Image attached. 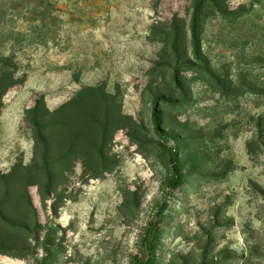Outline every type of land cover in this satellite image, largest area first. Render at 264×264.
Here are the masks:
<instances>
[{"label": "rangeland", "instance_id": "rangeland-1", "mask_svg": "<svg viewBox=\"0 0 264 264\" xmlns=\"http://www.w3.org/2000/svg\"><path fill=\"white\" fill-rule=\"evenodd\" d=\"M216 2L199 58L195 0H0V200L28 226L0 215V264H138L153 227L155 264H264V0ZM94 89L108 131L77 117L87 137L49 176L27 111ZM160 94L182 101L156 119Z\"/></svg>", "mask_w": 264, "mask_h": 264}, {"label": "trees", "instance_id": "trees-1", "mask_svg": "<svg viewBox=\"0 0 264 264\" xmlns=\"http://www.w3.org/2000/svg\"><path fill=\"white\" fill-rule=\"evenodd\" d=\"M217 0H195L194 12L192 18V43L195 49L196 55L201 57L200 49V36H201V22L203 11L206 4L211 3L217 5ZM180 38H175L172 42V48L178 50L179 57L181 56L180 51ZM183 58V57H182ZM181 59V58H180ZM185 60V59H184ZM11 63V62H10ZM179 63V62H177ZM10 65L7 62H1L0 60V110L3 106L1 101V95L4 92L6 85L11 81ZM174 80L177 86L184 91L185 86L182 83L178 66L174 68ZM92 90V89H90ZM93 91L97 92V102L91 101L82 95L77 99V95L65 102L63 105L50 109L46 101L44 93H38L35 98V104L27 111V119L32 125L33 138L36 148L43 147L44 153L42 154V160L45 162L47 168V174L51 176L49 167L55 165L58 162H62L72 153L77 156V144L80 143L84 137H87L85 131L81 128H77V117L81 122H89L90 125L106 134L108 131L107 118L100 116V110H103L105 106V95L106 91L101 89ZM181 98H175L166 96L164 94L156 95L154 100V117L160 119L158 115V106L160 102L177 104L181 103ZM78 109V110H77ZM159 124V123H157ZM160 125H158L159 127ZM106 127V128H104ZM169 133L173 135L172 130ZM89 138V137H88ZM43 169V168H42ZM24 175L17 170L15 173L9 175H3L4 179L8 181V187H14L16 183L24 181ZM26 180V178H25ZM182 178L178 172L174 173V179L172 185L174 188L181 184ZM10 194H7L6 199L0 200V215L2 221L7 222L6 224L16 226L20 228H26L27 222L24 219L17 218L15 216L8 215L6 212V200ZM156 229L153 227L150 230L148 238L144 239L141 255L138 258V264H155L156 261V246H157ZM10 242L3 241V247H10Z\"/></svg>", "mask_w": 264, "mask_h": 264}]
</instances>
